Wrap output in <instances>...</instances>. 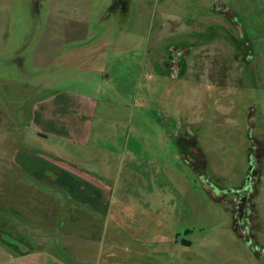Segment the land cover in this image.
Returning <instances> with one entry per match:
<instances>
[{
    "label": "rangeland",
    "instance_id": "rangeland-1",
    "mask_svg": "<svg viewBox=\"0 0 264 264\" xmlns=\"http://www.w3.org/2000/svg\"><path fill=\"white\" fill-rule=\"evenodd\" d=\"M256 139L264 0H0V264H264Z\"/></svg>",
    "mask_w": 264,
    "mask_h": 264
},
{
    "label": "crops",
    "instance_id": "crops-1",
    "mask_svg": "<svg viewBox=\"0 0 264 264\" xmlns=\"http://www.w3.org/2000/svg\"><path fill=\"white\" fill-rule=\"evenodd\" d=\"M99 73H101V70H96ZM64 93V92H63ZM68 94V93H67ZM54 95V94H52ZM49 95L48 101H58V100H62V101H74V100H78V98H80V96H70L67 99H64V95H60V96H52ZM51 97V99H50ZM82 99V98H81ZM84 98L82 99L81 103L83 102ZM62 101H59L60 103ZM67 112H69L68 110H66ZM66 114V113H65ZM78 130V129H77ZM54 150H58L56 148V146L52 147ZM50 148L51 152H54V150ZM25 164L27 169L31 170V171H35V170H40L43 173L49 172L50 168L51 170L55 171V172H59V180L58 183L54 182L53 185L54 187H56L57 189L59 188V190H63L65 192L71 193V194H77L82 192V190H86V189H90L89 187L86 188H82L81 190H76L75 186L72 183V179L74 178H78L79 180H82L83 182H85L87 185L90 184V186H92L91 183H93L95 181L94 177H90L88 174H86L83 170L79 169L77 167L78 164L76 163H72L69 162H59L53 158H51L50 156H47L46 153H42V152H37V153H29V155L26 156L25 159ZM73 165H75L76 167H73ZM43 179L45 181H47L48 179V183L50 184L52 182L51 179H49V177H43ZM86 185V186H87Z\"/></svg>",
    "mask_w": 264,
    "mask_h": 264
},
{
    "label": "flooded vegetation",
    "instance_id": "flooded-vegetation-1",
    "mask_svg": "<svg viewBox=\"0 0 264 264\" xmlns=\"http://www.w3.org/2000/svg\"><path fill=\"white\" fill-rule=\"evenodd\" d=\"M250 151V156L256 159V164H259L257 166L254 164V166L251 168V171L248 173L249 182L247 181V184L243 185L242 191H236L237 195L235 196V198H237L235 217L241 221L244 228H249L251 220L250 216L253 213L252 209L254 207L252 200L257 193V183L260 179V176L263 175L264 170L263 163L260 161L261 157L264 156V147L262 143L256 139L255 141H253V147L250 148ZM250 232L251 229L248 230L249 235ZM252 241L253 244H255L254 237H252Z\"/></svg>",
    "mask_w": 264,
    "mask_h": 264
},
{
    "label": "trees",
    "instance_id": "trees-1",
    "mask_svg": "<svg viewBox=\"0 0 264 264\" xmlns=\"http://www.w3.org/2000/svg\"><path fill=\"white\" fill-rule=\"evenodd\" d=\"M196 152H198V150L196 149ZM198 154V153H197Z\"/></svg>",
    "mask_w": 264,
    "mask_h": 264
}]
</instances>
